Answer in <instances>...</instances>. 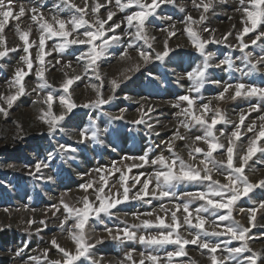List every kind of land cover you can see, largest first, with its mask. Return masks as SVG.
Returning a JSON list of instances; mask_svg holds the SVG:
<instances>
[{
    "label": "rangeland",
    "instance_id": "1",
    "mask_svg": "<svg viewBox=\"0 0 264 264\" xmlns=\"http://www.w3.org/2000/svg\"><path fill=\"white\" fill-rule=\"evenodd\" d=\"M7 2L8 0H5L6 4ZM57 2L58 0H12L11 7L14 15L18 14L20 6L25 7L26 13L18 21L9 18L8 24L0 33V51L6 48L17 49L16 51H9L6 56L0 58V106L7 108L3 98L13 95L17 91L18 86H13L17 69L22 68L25 72H28L27 65L21 57L30 55L33 63L31 72H28L23 81L25 94L20 96L10 109H7L8 114L6 116L0 113V225H11L10 228L5 227L3 231H0V264H33L29 261V257L41 256L43 260L42 252L44 249H50L49 259H60L62 254L51 245L52 239H56L60 246L72 251L74 254L76 245L71 239V225L75 221L69 219L63 229L60 227L65 215H67L61 201L69 204V206L79 207L82 206L80 202L85 195L90 200H95L94 189L102 183L99 179L102 173L97 172L96 169L111 170L115 163L116 167L121 168L129 177L127 186L131 189V196L140 188V185H136L135 188L132 187L134 184L133 177L144 173L145 175L141 177L143 182L148 174L159 169V165L147 164L143 167H131L129 171V166L141 162L138 159H126L128 157H139L148 152L151 160L160 154L170 157L175 152L185 161L198 168H203L201 161L205 160L204 153H192L190 155L191 148L189 147L196 136L203 135V130L199 126L190 130L180 126L179 120L182 118L177 116L180 109L174 107L177 97L186 94L191 87L192 82L186 74L201 60L192 48L187 34L183 31L184 24L181 22L185 19L186 14L192 15L196 20H199L201 13L206 17L200 24L193 25L197 31L205 27L209 30L214 29L217 39H223L227 33L231 32L232 35L227 37V43H213L207 46L208 50L216 53L211 63L214 64L224 59L225 56H230L234 65L242 70H230L227 69V65L222 69L210 68V79L218 80L220 84H205L201 93L192 94L202 96V99L197 101V106L211 102L213 109L218 108L228 120L233 122L217 125L218 142L224 143L226 147L229 146L227 138L235 130L236 125L239 124L241 113L247 117L245 125L249 121L256 120L259 115H264V102L257 98L237 97L232 99L234 89H229L227 93H224L225 98L223 100L218 99L219 94L223 92L224 87L228 84L235 85L238 82H243L246 85L256 83L264 86V82L261 81L260 77L244 75L247 68L245 67L246 62L242 61L243 54L236 48L228 47L229 44L238 45L237 32L242 30L243 20L246 18L241 11H237L239 0H212V7L206 13L203 12V8L198 9L195 7L194 0H174L172 4H161L155 15L146 22L148 35L153 38L151 43L156 51L163 49L166 39L168 47L176 49L175 52L170 53V57L166 58L164 64L156 61L147 65L141 64L139 72L126 71L133 64L141 62L135 47H139L144 43L141 40L137 42L134 48L127 47L131 37L123 35V33L125 31L132 32L134 29H127L126 22L121 29L116 30L122 37L121 44L110 48L108 56L98 62V74L103 80V87L100 91L105 97L112 94L109 83L111 79L121 80L124 75L132 77L121 84L115 93L118 99L114 100L112 104L104 105L103 111L109 112L112 116H118L120 110L125 109V119L132 121L140 118L141 113L138 109L141 106L144 107L145 111L148 106H152L155 110L149 113L151 117L149 123L154 125L153 131L159 132L160 135H147V129L143 124L133 125L121 120H111L108 116L102 115L100 109L77 107L73 109L72 113L67 114L61 122L64 132L57 130L53 136H49L48 125L45 122L48 119L45 113L49 109L44 100L50 89L40 90L39 85L47 80L52 88L58 90L53 93L55 99L52 103L51 112L59 115L64 110L59 104V95L64 94L61 88L63 82L74 78L75 75H81V79L74 81L69 89L73 102L78 105L94 100L97 93L92 85L99 86L101 82L96 79L93 69H89L85 74L84 65L86 62L77 60L80 52H86L88 46L73 45L64 53H60L58 50H53V45L62 42L61 38L58 37L52 39L45 37L44 78L41 79L35 75L40 67L38 60L39 37L42 33L38 22L31 19L32 13L29 10L42 3L43 6L40 8V12L43 13L44 18L52 22L51 17L56 14L54 5ZM72 2L85 9L83 15L90 25H94L98 18L106 19L108 9L116 13L114 20L122 19L126 14L139 10L134 6L122 12L115 5V0H112L111 4L107 3V0H72ZM127 2L128 0H121V3ZM145 2L151 3V0H145ZM204 2H207V0H204ZM96 3L103 5L98 13L92 11ZM195 3H200V0H195ZM85 4H87V7H85ZM247 6L251 8L250 4ZM181 7L184 11L180 10ZM71 14V11H64L59 16L67 20ZM77 15H80V13H77ZM164 17H171V19H164ZM173 22H176V35L169 37L168 32L172 31L169 26ZM17 24H19L20 31H17ZM248 24L250 26V21ZM54 26L58 28V25ZM67 27L71 30L70 24ZM105 27L107 28V25ZM25 31L29 33L28 43L31 47L25 45L24 41L20 39V35ZM83 31L84 29L77 30L69 39L74 38L78 33H83ZM108 35L111 36L112 34L109 33ZM202 35L207 37L208 32H203ZM251 35L252 33H249L248 36L244 37L245 42H248ZM26 48L27 51H25ZM125 50L129 55L122 59ZM246 51H252L254 58L264 55L259 46L250 47ZM149 72H152L157 78L153 79L149 76ZM33 88H36L37 91H32ZM125 96L130 99H124ZM253 104H261L262 110L249 114L248 109ZM186 106V102L181 103V107ZM206 115L210 120L213 112ZM145 119H148V117H145ZM93 122L100 129V142L88 140L83 144L78 143L81 139L80 131L89 127ZM178 127L179 133L186 136L187 139H172ZM221 130L224 132L223 136H220ZM244 131L245 129L241 127V139L236 142L234 149L236 153L241 152L242 149L246 151L248 140L252 136V133L244 135ZM170 140L173 144L171 151L165 143H162ZM60 144L71 146L76 151H67L63 155L57 152L55 158L49 163V167L44 168L42 166L43 176L45 178L52 177L53 179H37L36 176L30 175L29 172L34 171L35 163L46 160L48 154L57 149ZM258 146L264 147V140H261ZM192 147H201L204 151H207V145L202 140L196 141ZM213 158L226 160L225 150L218 149L213 153ZM209 167H212L211 163H209ZM245 174L253 183L264 179V153L258 152L249 160L248 165L245 167ZM36 175L39 176L40 174L37 173ZM103 175L108 180L109 187L115 183L116 188L122 191L119 183L120 172L112 171L111 174L104 172ZM226 175V165L224 167L217 165V168L213 171V179L220 180L221 183L227 182ZM90 181L93 183V189H88L85 192L80 186ZM154 184L153 181L149 188L150 192ZM204 187V184H182L178 186L176 191L179 196L184 192L204 190ZM105 191H108V187L105 188ZM115 191L116 189H113V192ZM249 197H242L232 209L234 219L239 220L246 227L251 226L247 209L257 207L258 203L264 200V191L256 189L254 192L249 193ZM145 199H150L151 204L130 200L117 205L116 208L112 209L114 213L112 217L101 214L100 221L102 223L95 218L89 219L88 224L85 226V234L91 237L92 242L96 238H103V243L97 244L90 253L96 264H133V262L139 264L142 259L141 254L144 257L158 255L161 258L160 264H211L209 257L212 253L208 249H202L199 244L186 245L187 255L174 257L169 262L167 253L176 251L179 246L166 245L162 248H151L137 241L111 239L108 236V228L113 229L112 234L116 235L118 229H123L126 225L140 224L145 219L155 223L157 217H161L165 219L166 223H172L171 211L175 210L174 205L184 202L177 197L157 199L149 196ZM203 203V201L194 202L190 210ZM53 205L58 206L60 210L56 211ZM162 205L164 209L169 210L167 213L161 209ZM240 208L246 211L240 212ZM226 212L227 210H220L216 215L218 217L226 214ZM147 213H152V215L149 216ZM137 215L139 219H137ZM184 215L186 214L183 213V209L177 212L181 224L177 231L181 236L190 240L200 230L185 225L183 223ZM202 215L206 219L205 230L211 231L213 227H216L212 224L216 217H209L208 214ZM192 219L193 223H197L194 212ZM30 220L34 222L29 224L28 221ZM41 220L45 222L47 227L39 223ZM227 223V221L220 222L216 220L220 230ZM255 223L257 227L252 228L251 233H249V236H251L249 245L254 250H264V227H260V225H264V209L257 210ZM37 229H41V231L37 233ZM130 230L137 231L136 229ZM161 231L166 233L168 229L140 228L137 235H154ZM120 235L123 236V232H120ZM208 239L214 244L221 243V249L215 255L218 257L226 255L223 252L222 242L227 241L229 237H209ZM25 242L28 243V248L19 258L14 257L12 253L23 248ZM241 243L240 241H232L228 247H238ZM9 249L11 252L8 251ZM128 253H131V260L126 258ZM44 264H47V262L44 261ZM77 264H91V260L82 258ZM144 264H151V261L144 259Z\"/></svg>",
    "mask_w": 264,
    "mask_h": 264
},
{
    "label": "snow or ice",
    "instance_id": "2",
    "mask_svg": "<svg viewBox=\"0 0 264 264\" xmlns=\"http://www.w3.org/2000/svg\"><path fill=\"white\" fill-rule=\"evenodd\" d=\"M107 3L111 4L112 0H107ZM164 3L172 4L174 3V0H151V3H146L145 0H128L127 3H121V0H115V5L122 12L126 9L133 8L134 6L139 10L126 14L122 19L114 20L113 18L116 13L111 9H108L106 19L98 18L94 25H90L89 21L84 18L83 13L85 12V9L78 7L72 2V0H58V2L55 3L54 7L56 8V14L52 15V22H49L48 19L44 18L43 13L40 12V8L43 6L42 3L29 10L32 13L31 19L38 22L39 29L42 33L39 37L38 60L40 67L35 73L37 77L43 79L45 74V37L48 39L58 37L61 38L62 42L53 45V50H58L60 53H64L70 46L73 45L88 46V50L86 52H80L77 60L86 62L84 65L85 74H87L89 69H93L96 74V79L101 81L99 86L92 85L97 93L96 98L82 105H78L73 102L69 92L71 85L74 81L80 80L81 75H75L74 78L67 79L63 82L61 88L64 94L59 95V104L64 110L61 111L59 115L51 112L52 103L55 99L53 93L58 90L52 88V86L48 84L47 80H44V82L39 85L40 90L45 88L50 89L46 99L44 100V103L48 105L49 109V111L45 113L48 117L45 122L48 125L49 136H53L57 130L64 132L61 122L65 119L67 114L72 113L73 109L77 107L100 109L101 114L108 116L111 120H121L133 125L143 124L145 129H147V135H160L159 132L153 131L154 125L149 123V120L151 119L149 113H152L155 110L152 106H148L146 111L144 110V107L141 106V108L138 109L141 113L140 118L132 121H127L125 119V109H121L120 115L118 116H112L109 112L103 111L104 105L112 104L114 100L118 99L115 93L116 90L120 88L121 84L130 80L132 77L130 75H124L121 80L111 79L109 83L112 94L105 97L100 91L103 87V80L98 74V62L108 56L110 48L121 44L122 37L116 32V30L121 29L122 25H125L126 22L127 29H134L132 32L125 31L123 33V35L131 37V40L127 43V47L134 48L138 41L142 40L144 42L143 45L135 47L141 62L133 64L126 71L132 73L139 72L141 70V64L147 65L156 61L164 64L166 58H169L170 53L175 52L176 49L169 48L168 41L166 39L164 41L163 49L156 51L151 43L153 38L149 37L146 28V22L150 17L155 15L156 10ZM194 4L198 9L203 8V12L206 13L212 7V0H207V2L200 0V3L198 4H196L194 0ZM249 4L251 5V8L247 6ZM11 5L12 0H8L7 4L5 3V0H0V33L3 32L5 26L8 24L9 18H13L18 21L26 13L25 7L20 6L18 14L14 15ZM85 7H87V4H85ZM101 7H103V5L96 3L92 11L98 13ZM180 10L184 11L182 7ZM64 11L72 12L67 20L60 18L59 16V14ZM237 11H241L246 17L243 20L244 26L241 31L237 32L236 39L239 41L238 45L229 44L228 47L236 48L243 54L242 61L246 62L245 67L247 68V72H245L244 75L258 76L261 78V81L264 82V55L254 58L252 51H246L250 47L259 46L261 51L264 52V27H262V25H264V0H239V7L237 8ZM77 13H80V15H77ZM164 19H171V17H164ZM205 19L206 17L203 13H201L199 20L194 19L190 14H186L185 19L181 22L184 24L183 31L187 34L192 48L201 60L198 65L186 74L187 78L192 82L191 87L187 90L186 94L177 97L174 105V107L180 109L177 113V116L182 118L179 120L180 126L189 130L193 127L199 126V128L203 130V135L196 136L189 145L191 148L190 155H192V153H204L205 160L201 161L203 168H198L192 163L185 161V159L180 157L175 152H173L170 157H165L163 154H160L151 160L149 159L148 152H145L144 155L139 157H128L126 159H138L141 162L139 164L129 166V171L131 170V167H143L147 164L159 165V169L151 174H148L143 182L141 181V177L145 175L144 173L133 177L134 184L132 187L135 188L136 185H140V188L131 196V189L127 186L129 177L122 171L121 168L116 167L115 163L113 164L111 170L105 168L96 169L97 172L102 173L99 177L102 183L99 187L94 189L95 200H90L89 197L85 195L80 202L82 206L79 207L69 206V204L61 201L67 215H65L60 227L63 229L69 219H73L75 221V223L71 225V239L76 245L75 253L73 254L72 251L66 250L58 244L56 239H52L50 242L51 245L62 254V257L60 259H49L48 253L50 249H44L42 252L43 260L41 259V256H30V262H33V264H44V261H46L47 264H77V262L81 261L83 258L84 260H91V264H96V261L92 259L90 253L97 244L103 243V238H96L94 242H92L91 237L85 234V226L88 224L89 219L95 218L98 222L102 223V221H100L101 214H104L107 217H112L114 215L112 209L116 208L117 205L129 202L130 200L142 201L144 203L151 204L150 199H145L146 197L151 196L157 199L177 197L184 201L182 204L177 203L174 205L175 210L171 211L172 223H166L165 219L161 217H157V222L155 223L151 220L145 219L142 220L140 224H133L131 226L126 225L123 229H118L116 235L112 234L113 229L108 228V236L113 240L123 241L126 239L128 241H137L151 248H162L166 245L179 246L176 251L167 253V260L169 262L172 261L174 257L187 255V252L185 251L186 245L199 244L202 249H208L210 253H212L209 257L211 264H264V250H254L249 245V240H251L249 233H251L252 228L257 227V224L255 223L256 212L258 209H264V200H261L257 207L247 209L248 220L251 225L250 227H246L241 224L239 220L234 219L232 214L233 206L242 197H249V193L254 192L256 189L264 191V179L253 183L249 180L248 175L245 174V167L248 165L249 160L252 159V157L258 152L264 153V147L258 146V143L261 140H264V115H259L256 120L249 121V123L245 125V119L247 117L241 113L239 116V124L236 125L235 130L232 131L227 138L229 146L226 147L224 143L218 142L219 137L216 133L217 125L221 123L233 122L228 120L218 108L213 109L211 107V102L203 103L202 105L197 106V101L202 99V96H194L192 94L201 93L205 84H220V81L210 79V68L222 69L225 65H227V69L234 71L242 70L234 65L230 56H225L224 59L219 60L214 64L211 63V61L215 58L216 53L208 50L207 46L213 43H227V37L232 35V33H227L223 39H217L215 37L214 29L209 30L206 27L200 31L194 29V24H200ZM249 21L250 26L248 24ZM175 23L176 22H173L169 26L172 29V31L168 32L169 37L176 35ZM69 24L71 25V30L67 27ZM54 25H58V28ZM105 25H107V28ZM16 28L17 31H20L19 24L16 25ZM79 29H84L83 33H78L74 38L69 39V37H71L73 33H76ZM203 32H208V36L204 37L202 35ZM109 33L112 35L109 36ZM249 33H252V35L249 36L248 42H245L244 37L248 36ZM28 38L29 33L27 31L22 32L20 35V39L24 41V44L31 47L28 43ZM97 41H99V43H97ZM16 50L17 49L15 48H6L5 50L0 51V58L6 56L9 51ZM25 51H27V48ZM128 55L127 50H125L121 58L123 59L124 57H128ZM21 59L27 65L28 72H31L33 63L30 55L28 57H21ZM57 63H59V61H57ZM28 72H25L22 68L17 69L15 73V80L13 82L14 87L18 86L17 91L15 94L3 98L6 102L7 108L0 106V113H3L6 116L8 114L7 109H10L13 103L17 101L20 96L25 94L23 81L25 76L28 75ZM149 76L153 79L157 78L152 72H149ZM177 83H179V81H177ZM229 89H234V95L231 97L232 99H236L237 97H245L249 99L257 98L258 100L264 102V86H260L259 84L250 83L246 85L243 82H238L235 85L228 84L224 87L223 92L219 94L218 99L223 100L225 98L224 93H227ZM32 91H37V89L33 88ZM124 99L130 98L125 96ZM182 102H186L187 106L181 107ZM261 110V104H253L248 109V113L260 112ZM209 112H213L210 120L206 115ZM145 117H148V119H145ZM241 127L245 129L243 133L244 135L252 133V136L248 140L246 151L242 149L241 152L236 153L234 152V149L236 147V142L241 139ZM79 135L81 139L78 143L80 144H83L88 140L97 143L100 142V129L97 128L95 122H93L89 127L82 129ZM223 135L224 132L221 130L220 136ZM177 138L181 140L187 139L186 136L179 133V127L176 129L172 139L174 140ZM201 140L207 145V151H204L201 147H192L196 141ZM162 143H165L170 151L172 150L173 144L171 140L163 141ZM218 149L225 150L226 160H216L213 158V153H215ZM113 150L115 151V149ZM67 151L75 152L76 149L71 146H65L64 144L58 145L57 149L48 154L46 160L37 161L34 165V171H30L29 174L36 176L37 179H53L52 177L45 178L43 176L42 166L44 168L49 167V163L55 158V154L57 152L63 155V153ZM209 163L212 164L211 168L209 167ZM217 165H220L221 167L226 165V183H221L220 180L213 179V171L217 168ZM112 171L121 173L119 183L122 191L116 188L115 183L112 184L111 187L108 186V180L105 178L103 173L109 172L111 174ZM202 172L204 173L203 175L201 174ZM37 173L40 175L37 176ZM153 181L155 184L150 192L149 188L150 185L153 184ZM205 182L207 183L205 184ZM182 184H204L205 187L204 190L184 192L178 196L176 190L178 186ZM80 187L87 192L88 189H93V183L90 181ZM106 187H108L107 192L105 191ZM113 189H116V191L113 192ZM196 201H203L204 203L200 204L195 209L190 210L191 206ZM53 207L56 208V211L60 210L56 205H53ZM161 209L165 210L166 213L169 211L164 209L163 205L161 206ZM181 209H183V213L186 214L183 216V223L191 228L200 230L197 231L194 238L190 240L181 236L177 231L181 227L179 218L177 217V212ZM220 210H227V212L226 214H222L217 217L216 214ZM239 211L245 212L246 210L240 208ZM193 212L195 213L197 223H193ZM202 214H208L209 217H216V220L220 222L227 221L228 223L223 226L222 230H220L219 225L216 224V220H213L212 224L216 225V227H213L211 231H207L205 230L206 219ZM147 215L151 216L152 213H147ZM137 219H139L138 215ZM33 222L34 221L31 220L28 221L29 224H32ZM39 223L44 225V227H47L43 220ZM5 227L10 228L11 225H0V231H3ZM153 227L168 229V231L166 233L161 231L154 235H137V231L140 228L147 229ZM260 227H264V225H260ZM130 229H136L137 231ZM39 231H41V229H37V233H39ZM120 232H123V236L120 235ZM225 236L229 237L227 241L222 242L223 252H225L226 255L218 257L215 253L221 249V243L214 244L208 238ZM232 241H240L242 243L238 247H228ZM27 248L28 243L25 242L23 248L17 249L14 253H12V255L19 258ZM8 251L11 252L10 249ZM141 256L142 259L139 264H144V259L151 261V264H160L161 258L158 255H148L147 257H144L143 254H141ZM126 258L131 260V253H128ZM133 264H135V262H133Z\"/></svg>",
    "mask_w": 264,
    "mask_h": 264
}]
</instances>
